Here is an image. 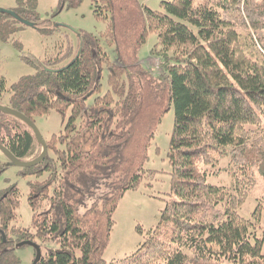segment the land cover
I'll return each instance as SVG.
<instances>
[{
    "label": "trees",
    "instance_id": "16d2710c",
    "mask_svg": "<svg viewBox=\"0 0 264 264\" xmlns=\"http://www.w3.org/2000/svg\"><path fill=\"white\" fill-rule=\"evenodd\" d=\"M92 3L95 16L107 22L100 35L73 30L77 44L68 40L64 53L44 61L19 47L36 71L10 85L8 105L34 121L51 110L71 115L48 141L55 156L21 169L24 176L48 172L28 182L31 227L14 224L18 185L0 193V264H21L18 249L38 240L59 247L36 264H264L262 203L252 218L240 213L264 179V0H172L163 1L162 10L142 0ZM38 4L17 0L10 10L55 34L62 27L42 18ZM21 24L0 10V42L14 41ZM151 33L158 36L151 53L161 59V73L140 58ZM102 39L114 46L113 64ZM172 107L170 198L138 250L108 262L104 253L119 201L158 172L145 165ZM36 141L25 121L0 111V143L16 157L29 156ZM228 157L233 185L212 184L209 176ZM7 167L0 163V176ZM211 237L226 240V250L214 253Z\"/></svg>",
    "mask_w": 264,
    "mask_h": 264
},
{
    "label": "rangeland",
    "instance_id": "374dc122",
    "mask_svg": "<svg viewBox=\"0 0 264 264\" xmlns=\"http://www.w3.org/2000/svg\"><path fill=\"white\" fill-rule=\"evenodd\" d=\"M172 0H142L147 8L152 10H162L161 3ZM71 0H39L38 12L42 18H49L54 25L62 28L53 35H47L39 29L21 24L20 29L13 35L14 41L10 44L0 42V83H5L4 90L0 88V104L8 105L10 93L8 88L20 77L33 74L36 70L21 58L22 48L24 53L32 54L42 61L56 57L64 53L67 49L68 40L74 45L77 44L75 30L92 32L100 35L106 30L107 22L98 19L94 14L92 0H83L79 6H71ZM17 6V0H0V8L10 9ZM158 42L156 33H151L147 43L140 50V58L144 65L149 67L153 73H161V59L152 55L151 50ZM103 46L110 55V64L116 62L114 46L102 39ZM62 50H64L62 52ZM68 62V61H66ZM65 62V63H66ZM110 65H105L102 74L103 92L108 89L107 77ZM96 95L88 100V105L92 104ZM71 110L64 118L61 113L51 110L49 113L35 117V123L48 142L54 134H60L66 125ZM175 110H171L163 117L159 125L156 137L149 148V160L145 168L150 171H158L155 176L148 175L137 190L128 191L119 201L114 214L115 225L111 232L109 244L105 250L104 258L108 262H113L133 254L149 232L155 228L161 217L162 210L166 207L171 191V165L168 158L170 139L174 126ZM80 123V120L78 121ZM264 133V131H263ZM43 151V145L36 141L34 148L27 160L38 157ZM48 155L54 157V152L49 149ZM0 163L7 164L6 171L0 176V193L11 184H17L21 191V205L18 210V219L14 224L20 227H31L33 210L28 202L29 185L31 180H43L48 176V172L43 176H24L21 167L11 161L9 156L0 149ZM222 170L218 174L209 176V181L215 185L232 186V176L230 174V158L221 162ZM264 179L257 184V187L249 194L246 202L240 209L241 215L252 218L258 204L262 203L263 208L261 222L258 225V235L264 234ZM138 226L143 228L144 233H140ZM211 250L220 254L228 246L226 240L209 238ZM54 242H42L38 240L36 245H29L18 249L21 264H36L38 259L46 255L48 249L58 248ZM264 252V249H263Z\"/></svg>",
    "mask_w": 264,
    "mask_h": 264
},
{
    "label": "water",
    "instance_id": "95a60500",
    "mask_svg": "<svg viewBox=\"0 0 264 264\" xmlns=\"http://www.w3.org/2000/svg\"><path fill=\"white\" fill-rule=\"evenodd\" d=\"M0 10L1 11L10 12L14 17H16L17 19L21 20L25 24H28V25H31V26L34 25L33 22L21 18L19 15H17L14 11H12L10 9L0 8ZM0 111H3L5 113H9V114H13V115L21 118L23 121H25L32 128V130L34 131L37 140L42 143L43 151L35 159L27 160L25 158L21 159V158L16 157L6 146H4L1 143H0V149L3 150L9 156V158L11 159V161L13 163H15L16 165L20 166L21 168L32 167V166H36V165L42 163L46 159V157L48 155L49 148H48V142L44 139V137L41 134L40 130L38 129L35 121L32 118H30L27 115H25L24 113H22L21 111H19L17 109H14L13 107H11L9 105L0 104ZM31 245H36V244L32 243Z\"/></svg>",
    "mask_w": 264,
    "mask_h": 264
}]
</instances>
